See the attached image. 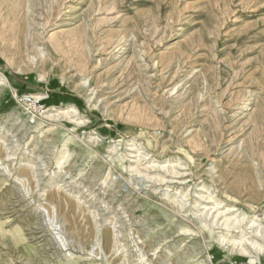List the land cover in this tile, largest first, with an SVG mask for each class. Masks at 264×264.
<instances>
[{
  "label": "rangeland",
  "instance_id": "1",
  "mask_svg": "<svg viewBox=\"0 0 264 264\" xmlns=\"http://www.w3.org/2000/svg\"><path fill=\"white\" fill-rule=\"evenodd\" d=\"M1 76L0 264H264V0H0Z\"/></svg>",
  "mask_w": 264,
  "mask_h": 264
},
{
  "label": "bare ground",
  "instance_id": "2",
  "mask_svg": "<svg viewBox=\"0 0 264 264\" xmlns=\"http://www.w3.org/2000/svg\"><path fill=\"white\" fill-rule=\"evenodd\" d=\"M0 87H7V82H6V80L1 76L0 77ZM35 101H37V102H41L42 100H40V98H38V97H34L33 98ZM53 113L55 112V114H51L48 118H56V116H59V115H67V116H69V115H71V116H73V117H75L76 115H77V110H76V108L74 107V106H68V107H66V108H64V109H53V110H51ZM214 209V208H213ZM235 210H233L231 207L230 208H227L226 209V212L224 211L223 213H220L219 215H221L222 217H225L224 215H228V214H230V213H233ZM217 218V217H216ZM231 219V218H230ZM225 239V238H224ZM223 239V240H224ZM225 241V240H224ZM222 241L221 240V242H223V243H225V245H226V247H227V245H229V241L230 240H228L227 242L225 241ZM222 243V244H223ZM232 244H230L229 245V247H236L237 249H239V247H241L240 248V253H242L244 256H246L247 255V257H249V253L247 252V248L248 249H251L252 251L253 250H256V251H258V255H259V253H261V255H264V249L263 250H258V247H255V245H252V244H242L241 242H239V243H235L234 242V244H233V242H231ZM221 244V243H220ZM222 246V245H221ZM244 246H245V248H244ZM224 247V246H223ZM247 247V248H246ZM234 250V249H233ZM255 251V252H256ZM205 264V263H204Z\"/></svg>",
  "mask_w": 264,
  "mask_h": 264
},
{
  "label": "built area",
  "instance_id": "3",
  "mask_svg": "<svg viewBox=\"0 0 264 264\" xmlns=\"http://www.w3.org/2000/svg\"><path fill=\"white\" fill-rule=\"evenodd\" d=\"M39 103V102H38Z\"/></svg>",
  "mask_w": 264,
  "mask_h": 264
}]
</instances>
